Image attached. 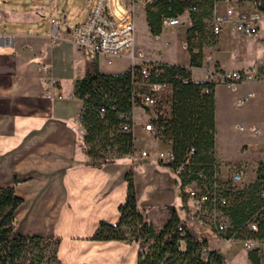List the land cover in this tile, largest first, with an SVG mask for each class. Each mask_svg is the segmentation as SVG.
<instances>
[{
	"label": "crops",
	"instance_id": "0c3cea01",
	"mask_svg": "<svg viewBox=\"0 0 264 264\" xmlns=\"http://www.w3.org/2000/svg\"><path fill=\"white\" fill-rule=\"evenodd\" d=\"M6 1L9 8L0 5V187L13 186L23 198L16 213V230L59 238L57 255L62 264H138V244L98 241L93 236L101 221L119 222V207L128 197V174L139 158L133 161L123 156L99 163L100 158L88 153L83 136L74 129L80 126L83 108L74 91L76 80L96 68L119 74L151 59L133 58L134 45L117 57V68L111 69L100 62L102 57L94 62L76 45L69 29L87 18L92 0ZM137 7L153 35L146 5ZM80 14H85L82 20L77 18ZM56 16L66 20L61 26L66 35L57 40L51 34V18ZM226 26L250 43L249 50L227 47L224 28L216 43L204 48L205 57L212 56L222 71H251L260 80L243 82L236 88L216 83L215 156L222 162V179L245 166V179L252 183L264 161V32L251 38ZM183 42V51H188ZM123 56L131 58L130 64L118 68L123 66ZM158 61L189 65L190 53L182 61ZM190 71L193 80H208L204 66L191 67ZM254 124L259 125L258 134L250 129ZM138 132L146 133L142 122ZM171 202L168 204L177 202L176 195ZM179 215L190 231L201 237L194 230L195 224L184 213ZM170 216L169 210L163 213L159 228Z\"/></svg>",
	"mask_w": 264,
	"mask_h": 264
},
{
	"label": "trees",
	"instance_id": "16d2710c",
	"mask_svg": "<svg viewBox=\"0 0 264 264\" xmlns=\"http://www.w3.org/2000/svg\"><path fill=\"white\" fill-rule=\"evenodd\" d=\"M147 21L153 35L163 30V16L182 15L190 12L191 22L187 30L185 47L190 53V64L160 61L161 74L151 76L150 81L168 82L172 87L169 111H166L164 96L157 107L154 120L159 138L170 143L177 163L186 162L185 170L178 171L182 186L192 181L210 183L215 179L218 158L215 156V85L213 81H195L191 67H202L203 49L216 43L217 37L207 30L206 19L214 9V0H155L146 5ZM141 65H135L119 74L104 73L99 69L88 73L75 82V95L82 99L81 124L85 128L84 143L90 155L100 158L99 163H108L115 158L127 156L136 150L133 133L119 131L131 114L134 102L141 105L137 93L144 92ZM105 108V116L101 109ZM149 110V108H147ZM100 138L99 142L95 140ZM194 149L192 154L191 150ZM199 172L205 177L200 178ZM226 182L231 204L228 213L237 227L246 219V212L259 201L258 192L264 186V161L260 162L257 179L246 186H233ZM23 198L13 186L0 187V264H62L58 258L59 238L22 234L16 230V213ZM171 213L168 221L156 228L154 223L138 207L134 183H129L128 197L120 205L121 217L113 224L101 221L93 239L98 241L121 240L138 244V264H228L224 256L212 249V262L202 258L208 240L196 237L187 225H183L178 209L168 205ZM183 225V230L180 226ZM258 264L255 252L249 254Z\"/></svg>",
	"mask_w": 264,
	"mask_h": 264
},
{
	"label": "built area",
	"instance_id": "2783aa9c",
	"mask_svg": "<svg viewBox=\"0 0 264 264\" xmlns=\"http://www.w3.org/2000/svg\"><path fill=\"white\" fill-rule=\"evenodd\" d=\"M153 1L155 0H92L89 15L85 20L69 29L70 37L76 45L89 53L94 62L102 57L106 64H113L115 59L125 50L134 49L136 6L140 3L147 5ZM180 1L193 2L194 0ZM221 3H226L224 8H220ZM249 5H251V9L247 8ZM65 23L66 20L62 17L51 18V34L55 40L66 35L61 27ZM163 23L164 26L174 27L181 23V15H165L163 16ZM226 25L248 37L259 38L264 32V0H214V9L210 18L212 35L218 37ZM183 46L185 47V43ZM141 56L140 50H133V58H141ZM159 62L144 60L140 71L146 90L137 93V96L141 98V105H136L134 102L131 114H120V117L127 118V120L121 124L119 131L133 133L135 143L140 138L135 133L134 112L137 107L151 110L150 118L144 124V130L147 136L158 137V140L161 141L154 120L160 113L157 107L161 96L171 85L164 81H150L151 76L158 77L161 74ZM134 66L132 67L134 68ZM204 67L209 74V81L224 82L231 88H236L243 82L260 80L258 74L251 71H222L217 68L212 56L204 58ZM48 69V66H43L44 72H47ZM251 95L252 93L248 94V96ZM105 112V108H102V117L105 116ZM78 122L80 126H76L74 129L84 137L86 130L81 124L80 116ZM250 129L254 134H258L260 131L258 124L252 125ZM100 140L97 138L95 141L99 142ZM193 152L194 149L191 150L190 154ZM127 156L133 161L137 157L152 159L158 165L177 172L185 170L186 167V162L177 163L176 154L171 144L167 150L152 151L144 148L134 150ZM221 166L222 162L218 160L215 179L212 182L201 183L196 180L183 186L184 194L188 199L185 209L186 218L195 224V232H197V228L201 230L208 228L216 233L224 246L239 242L249 259V254L255 252L259 257L258 264H264V186L258 192L259 201L254 203L246 212L245 221L235 227L228 213L231 197L228 195L226 186L228 184L221 177ZM245 175V166L237 167L230 175L232 185L239 187V183L245 179ZM199 177L204 178L205 175L199 172ZM184 224L186 225V221H183ZM183 225L180 226V230L184 229ZM217 250L221 253L220 249ZM211 251L210 245L203 249L202 258L207 262H212L214 259ZM250 262L254 264L251 259Z\"/></svg>",
	"mask_w": 264,
	"mask_h": 264
},
{
	"label": "rangeland",
	"instance_id": "374dc122",
	"mask_svg": "<svg viewBox=\"0 0 264 264\" xmlns=\"http://www.w3.org/2000/svg\"><path fill=\"white\" fill-rule=\"evenodd\" d=\"M0 5L9 8L6 0H0ZM225 5L226 3H221L220 8H224ZM247 8L251 9V5L247 6ZM136 10L138 17H136L134 45L136 51L138 50L136 48H139L142 51V58L151 59L148 61L152 62L153 60L182 61L183 59H186L188 57L189 51H183L181 42H186L187 30L189 28L191 20L189 11L184 12L181 15L180 24L174 27L169 25L163 26L160 38H158L155 35H151V33L149 32L146 20L142 16V10L138 7ZM84 15L85 14H80L77 18L82 20L84 18ZM210 18L206 19V23L207 30L211 32ZM224 37L227 47L238 48L241 51L249 50L250 43H248L242 37L237 36L233 32H231V29H229L228 26H225ZM214 44H209L206 46ZM116 60L118 59L116 58L113 64H106L105 61L101 58L100 62L103 65L106 64L111 69H115L117 68ZM130 61L131 58L129 56H123V66H119L118 68L127 67L130 64ZM202 66H204V61ZM171 93L172 87L170 86L165 91L164 96L166 111H169L170 108L168 98ZM135 113V121L137 124L135 133L136 136L140 137L137 140V143H135L136 150H142L144 148L150 149L152 151H158V149L167 150L170 146V144H167V142L163 140L159 141L158 137H149L145 132H138V125L142 122V126L144 127V124L150 118L151 110L143 107H137ZM138 158L139 159H137V162L132 164V169L128 174V181L129 183H134L137 204L138 201H140L139 208L147 216H152L151 218L154 221V225L158 229L163 220V213L169 210L168 203H172L171 199L173 198V196L176 195L177 197V202H174V205L178 209L179 214H182V216L183 213L185 214L188 199L184 194L182 182L177 171H173L165 166H160L157 163H153L152 159L140 157ZM230 175L231 174L228 175V180L231 178ZM247 184L249 183H247V180L244 179L241 183H239V186L242 187L246 186ZM197 230L201 237L209 240L212 249H220L222 240L218 238L215 232L208 228H205L203 230L197 228ZM242 251L243 246L239 242L227 244L226 246L221 248V252L225 255L226 260L230 264H248Z\"/></svg>",
	"mask_w": 264,
	"mask_h": 264
}]
</instances>
